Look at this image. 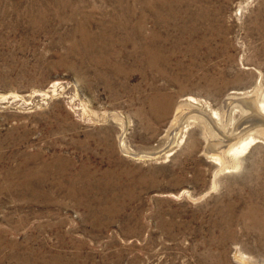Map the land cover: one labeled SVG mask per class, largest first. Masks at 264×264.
<instances>
[{
	"label": "rangeland",
	"instance_id": "rangeland-1",
	"mask_svg": "<svg viewBox=\"0 0 264 264\" xmlns=\"http://www.w3.org/2000/svg\"><path fill=\"white\" fill-rule=\"evenodd\" d=\"M262 95L264 0H0V264H264Z\"/></svg>",
	"mask_w": 264,
	"mask_h": 264
},
{
	"label": "bare ground",
	"instance_id": "bare-ground-1",
	"mask_svg": "<svg viewBox=\"0 0 264 264\" xmlns=\"http://www.w3.org/2000/svg\"><path fill=\"white\" fill-rule=\"evenodd\" d=\"M254 92V90L252 91V93ZM258 93V92H257ZM246 94H243V93H239V92H231V94L228 96L226 103L227 102H230L229 100H237V99H242ZM255 95V94H254ZM253 96V95H252ZM259 96V95H258ZM247 97V96H246ZM257 97V96H256ZM264 96L262 95V99ZM261 99V100H262ZM183 101L181 102L180 104V108L182 110L183 109H189L188 111V116L190 114V118L189 120L186 121V124H185V127L187 126H190L191 124H200V122H203V121H207L205 119V117H203V115H206L208 114L209 117L214 118L217 120V122L219 121V115L218 113H216L214 110H212L210 108V106L207 105H203V104H199V103H196L195 101H193L192 99L190 98H185V99H182ZM224 101V102H225ZM235 102V101H234ZM260 106H259V111H261V113H264V100L260 101ZM191 109V110H190ZM181 110L177 111V112H180ZM260 113V114H261ZM262 115V114H261ZM264 116V115H263ZM221 120V119H220ZM222 122V121H221ZM220 122V123H221ZM219 123V122H218ZM232 125V124H231ZM198 126V125H197ZM185 132V131H184ZM169 133V132H168ZM229 133V132H228ZM242 140V139H241ZM246 140V139H245ZM243 140V141H240L238 143V145H235L233 146L230 150H229V154L232 152V154H239L240 152H243L246 147H248V145L252 142L253 139H250V140ZM141 157V155H140ZM142 157H146V159H150L151 156H142ZM152 159V158H151ZM214 159L218 162V163H223V161L225 160H222L221 157H214ZM144 160V159H143ZM150 161V160H149ZM221 163V164H222Z\"/></svg>",
	"mask_w": 264,
	"mask_h": 264
},
{
	"label": "water",
	"instance_id": "water-1",
	"mask_svg": "<svg viewBox=\"0 0 264 264\" xmlns=\"http://www.w3.org/2000/svg\"><path fill=\"white\" fill-rule=\"evenodd\" d=\"M223 148H224V146H222V147L220 148V150L223 149ZM220 150H219V151H220Z\"/></svg>",
	"mask_w": 264,
	"mask_h": 264
}]
</instances>
